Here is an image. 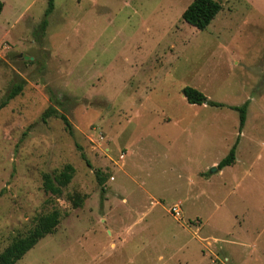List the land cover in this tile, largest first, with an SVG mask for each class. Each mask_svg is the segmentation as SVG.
<instances>
[{"label":"rangeland","instance_id":"374dc122","mask_svg":"<svg viewBox=\"0 0 264 264\" xmlns=\"http://www.w3.org/2000/svg\"><path fill=\"white\" fill-rule=\"evenodd\" d=\"M0 1V104L24 81L0 107V253L57 207L15 264H264V0H218L205 29L182 17L193 0H55L42 36L48 0ZM186 85L249 101L234 164L210 172L239 112L189 103ZM55 98L73 134L41 120Z\"/></svg>","mask_w":264,"mask_h":264},{"label":"trees","instance_id":"16d2710c","mask_svg":"<svg viewBox=\"0 0 264 264\" xmlns=\"http://www.w3.org/2000/svg\"><path fill=\"white\" fill-rule=\"evenodd\" d=\"M3 2L0 1V11L2 10ZM55 9V0H48L47 8L45 10V16L38 28L37 33L42 36L47 29L49 24V16ZM222 9V4L218 0H193L188 7L184 10L182 17L189 24L195 26L198 29H205L216 15ZM38 37V36H36ZM32 62V61H30ZM24 87V81L15 83L11 86L5 98L2 100L0 107L5 106L8 102L17 96ZM182 93L186 100L191 104L202 105L206 104L213 107H230L239 112V130L238 136L231 146L229 152L224 156L218 163L217 167L222 169L226 166L232 165L236 161L237 147L241 139V132L245 126L247 118V109L249 101H246L242 105H232L228 106L222 102L215 101L209 98L203 91L199 90L190 85H186L182 88ZM54 104L49 105L41 115V120L47 122V120L52 117H59L66 130L73 134L72 123L67 116V114L59 109L65 105L64 101L60 98H55ZM80 150V155L86 160L87 164L91 166L87 157L82 150V147L77 145ZM75 172V168L72 164H66L64 168L55 174L45 173L43 175L44 189L53 194L60 195L63 188L66 187L72 180ZM96 177L101 185L105 182V177H103L100 170H96ZM104 190V187H102ZM84 197L75 196L72 198V204L74 207H80L83 205ZM62 212L59 208L55 207L50 212L38 216L35 225L24 235L14 239L1 253H0V264H15L20 260L31 248H33L42 238H44L49 233L55 231L56 227L60 223Z\"/></svg>","mask_w":264,"mask_h":264},{"label":"built area","instance_id":"2783aa9c","mask_svg":"<svg viewBox=\"0 0 264 264\" xmlns=\"http://www.w3.org/2000/svg\"><path fill=\"white\" fill-rule=\"evenodd\" d=\"M173 210H174L176 215H178V216L180 215L181 210L178 206H174Z\"/></svg>","mask_w":264,"mask_h":264},{"label":"water","instance_id":"95a60500","mask_svg":"<svg viewBox=\"0 0 264 264\" xmlns=\"http://www.w3.org/2000/svg\"><path fill=\"white\" fill-rule=\"evenodd\" d=\"M218 167L217 166H213L211 169H210V172H215L217 171Z\"/></svg>","mask_w":264,"mask_h":264},{"label":"crops","instance_id":"0c3cea01","mask_svg":"<svg viewBox=\"0 0 264 264\" xmlns=\"http://www.w3.org/2000/svg\"><path fill=\"white\" fill-rule=\"evenodd\" d=\"M237 148H238V147H237ZM236 153H237V152H236ZM218 169H219V168H218ZM218 169H217V170H218ZM215 172H216V171H215ZM211 173H214V172H211Z\"/></svg>","mask_w":264,"mask_h":264}]
</instances>
